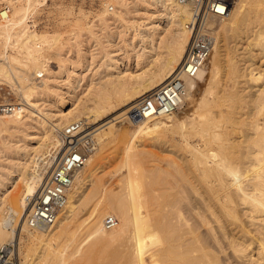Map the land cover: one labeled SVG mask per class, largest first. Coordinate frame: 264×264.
Listing matches in <instances>:
<instances>
[{"label": "bare ground", "instance_id": "obj_1", "mask_svg": "<svg viewBox=\"0 0 264 264\" xmlns=\"http://www.w3.org/2000/svg\"><path fill=\"white\" fill-rule=\"evenodd\" d=\"M7 1L10 15L0 18V83L11 88L0 87L10 90L11 101L14 89L21 101H12L11 110L0 116V249L17 244L20 252L21 235L29 233L25 257L28 253L34 257L24 264H69L72 257H85L88 251L96 256L99 245L118 246V257L111 251L117 258L109 257L118 264H264V0H235L224 18L210 20L216 31L200 70L205 72L204 87L198 89L200 72L195 78L184 77L181 105L157 116L139 115L137 106L143 96L180 72L190 40L188 2L137 0L143 8L153 9L150 26L144 28L142 21L127 24L123 30L132 28L133 36H116L117 46L114 37L105 34L106 46H116L120 53L113 57L99 44L105 58L101 63L116 74L108 73L98 88L87 86L66 110L65 97L75 95L71 93L84 78L77 74L83 65L78 69L74 59L61 57L56 60L58 70L52 71L51 48L62 33L35 28L32 14L42 0ZM114 2L118 1L103 3L99 21L113 12ZM154 17H160V23L165 20V25L160 27ZM87 19V13L79 11L74 24L97 39L95 24ZM131 47L137 67L141 59L148 60L146 68L134 73L119 70ZM52 107L55 113L46 112ZM74 121H83L94 145L57 220L30 229L25 218L53 168L48 159L53 152L58 159L64 149L62 130ZM122 122L129 128H119ZM21 127L40 131L35 145L26 139L19 145L9 140ZM146 134L161 150L168 144L169 155L142 150L136 138ZM176 135L182 143L174 141ZM124 141L120 147L124 173L119 180L123 182L114 190L98 175L96 162L106 146ZM150 161L154 164L148 168ZM86 205L92 206L86 223L76 224L75 217ZM108 216L117 220L110 228L105 224ZM72 242L74 248L67 254ZM5 263L8 260L0 258V264Z\"/></svg>", "mask_w": 264, "mask_h": 264}, {"label": "rangeland", "instance_id": "obj_2", "mask_svg": "<svg viewBox=\"0 0 264 264\" xmlns=\"http://www.w3.org/2000/svg\"><path fill=\"white\" fill-rule=\"evenodd\" d=\"M117 1L119 3L114 2L112 4V11L113 12L112 13L107 12L106 15L105 14L103 15V16H105V17H103V19H104V21L102 20L103 22L99 21L100 18H98L97 13H99L100 11L103 10V3L107 2V0H42L41 3L36 5V7H35L36 9H34L35 14L33 13L32 15H33L34 20H35V16H36V20L34 22V25L38 31L47 30L49 32L57 31L59 33L60 32L62 33V37L60 38V42L51 48V50H52L51 52L54 54L53 56L57 57L55 59H54V57L52 58V63H51L52 71L56 72L58 70V62L61 60V57L66 58V59L68 58V60H71V61H73V59H74L75 64L78 65V69L83 65V67H81V68H83L84 70L79 69L77 71V74H78V76L82 74L84 78L82 79L81 82L75 84L76 90H74L75 92L73 91V93H71V95L75 94L76 96L73 95L70 97L69 95H67V96L65 95L66 100H68V103L65 106L66 110L71 108V105H72V103H74V101L76 102V100L73 101L74 97H77L75 99H78V97L83 95L84 92L86 93L87 86L95 84L93 86L98 88L97 87L98 82L104 81L107 78L108 73H110L112 75L116 74L117 70H112V69H107V68L105 69V67L101 63V62H103V60H105V58H102V54L100 52L101 51L100 45L106 46L108 43V42H106V38H105L107 36L104 37L105 34L110 35L111 37H114L113 41L115 42V45L117 46L118 41L115 40L116 36L119 37L120 35H124L123 37H125V38L133 36V29L132 28H130L129 30H123L124 26H126L127 24H130L132 22L142 21V22H144V26H145L144 28L150 26L148 17L152 13L153 9L143 8L141 2H139L137 0H136L137 1L136 3H135V0H117ZM137 4H139V6ZM136 6H137V9H136ZM248 8H249V6H248ZM79 11L87 13V15H88L87 23H89V24L94 23L95 24V26L93 28V30H94L93 32L95 34L97 33L96 34L97 36L99 35L97 38V39H99V41L97 39H95V37H91L87 33L86 30L81 29V28H79V26L74 24V19L78 16ZM115 13H121V15L116 16ZM157 14H159V13L157 12L156 15ZM159 20H160V17L159 18H157V17L153 18V21H155L156 24H160V27L164 26L166 23L165 20L162 19L161 23L159 22ZM126 21L128 23H125ZM99 22H101V23H99ZM36 23H37V27H36ZM102 23H104V25ZM96 24H98V25H96ZM160 29L161 28H159L158 30H160ZM214 31H216L215 28H214ZM96 42H99V43H96ZM233 43H235V41L230 42L231 45ZM116 46H112V47L109 45L106 46L108 51H110V55L113 57H115L114 53H120V51L116 50ZM54 52H57V53H54ZM135 52L136 51H133L132 47H131V49L127 53V55H129V57L126 58L127 60H124V62L120 66L119 70L125 71L127 69V71H129L130 73H132V72L134 73L136 70H140L144 65L146 66V64L148 63L147 59H144V60L141 59V63L139 64V66L138 67L136 66V58L134 56ZM231 52L232 51L230 49L226 50V53L229 56L233 54ZM57 54H58V56H57ZM120 56H122V57L125 56V53L122 52V55H120ZM93 57H94V60L92 61ZM258 58H259V55H258ZM258 58L256 57L255 60L257 61ZM236 59H238V58H236ZM77 60H78V63H77ZM87 60H89V62H90V67L88 69L84 67L85 64L87 63L86 62ZM143 68H146V67H143ZM200 74H201V75H199L200 78L198 79V86H200V87H198V89L199 88L201 89V87H204V84L201 83L202 82L201 77L205 78V72L201 71ZM82 75H81V77H82ZM75 77H77V76H75ZM91 82H93V83L91 84ZM199 83L201 85H199ZM0 85L8 86L5 83H0ZM50 85H52V83ZM9 88H11V87H9ZM11 91L13 93L12 101H14V103H18V101L20 102L21 100H20L18 92L17 91L15 92L14 89H11ZM148 94H150V93H148ZM40 107L42 109H45V107L43 105H41ZM48 109H50V108H48ZM123 109H124V106L122 108H120V110L119 109L112 110L110 113H108V117L106 119H111L112 117H114L117 113H119ZM47 111L55 113L57 110L52 107L50 110H46V112ZM134 114H135V112L130 113L131 116H134ZM87 126H89L90 128L93 127V126H91V124L87 125ZM119 128L124 130V129H127L129 127H128V124L126 122H122L121 124H119ZM20 129L21 130H18V129L14 130L11 133V136L10 137L8 136L9 140L12 143L16 142V144L19 145V144H22L24 142L23 140L26 139L25 141H27V143L29 142L28 145H35L36 141L38 140V137L41 135V133H39L40 131H33L30 128H24V130H22L23 129L22 127ZM149 136L146 134L144 137L141 136L140 138H136V140L137 139H138V141L140 140V147L142 148V150L147 151V153L149 155H154V153L156 151L161 157H167L170 153L169 151H167V148L170 149L171 147H168V144H166L165 146L163 145L162 150H164V148H165V151L163 152L159 148L161 145L157 144L158 142L157 143L154 142L153 139L149 138ZM167 136H166V138L170 139L171 136L170 135H167ZM174 139H175L174 141L176 143L178 141L182 143L181 138L178 137L177 135L175 136ZM17 141H19V143ZM152 142H154V143H152ZM125 143L126 142L124 141V144L122 142V145L121 144H112V143L109 144L108 146H106L104 148L103 155L97 158L96 165H97V167H99V169H98L99 174L98 175L102 178L103 181L106 182V184H108L107 186L110 189L115 190L117 187L122 185V182H123V181L122 182L119 181L122 178V174L124 173V168L121 169V158H122V156H121L120 147L122 146V148H123V145H125ZM177 149L175 148L174 151H176L177 154H182V152H183V151H181L182 149H179V148H177ZM160 150H161V152H159ZM153 164L154 163L152 161H150L149 163L147 162L146 167L148 166V168H151V167H153ZM118 168H120V169H118ZM85 171L88 172L87 170H85ZM119 182H121V183H119ZM91 210H92L91 205L84 206L83 209H81L80 213L75 217V219H74L75 223L76 224L83 223V222L86 223L87 220H84V219H87ZM87 226L85 225L83 227L84 229L81 231V234L85 232ZM29 236H30L29 233H22L21 239H20V252H18V253H17V244L12 245V246L7 245V248H8L7 250H6V248L4 250L0 249L1 260H3V259L8 260V263H5V264H24V260L32 259L34 257V255L32 253H28L27 256L25 257L27 244L30 241ZM78 237H80V236L78 235ZM75 243L76 242H72L69 244V246L66 249L67 254L72 252V249L74 248ZM101 246L102 245L98 246L99 249ZM99 249L96 248L97 254H96V256L93 255L95 258H93V256L91 255L92 253L90 252L91 253L90 254L88 251V253L87 252L85 253V257H84V255H81L80 257L79 256L72 257L69 264H82V263L83 264H111V263H114V261L116 264H118L116 262V260H114L112 262V259H109L110 256H112L114 259L118 257L116 252H115V250L116 251L118 250V246H116V245L112 246L111 245V246L103 247L102 248L103 250L102 249L99 250ZM101 250L103 252H101ZM110 251L115 253L116 255L115 254L114 255L117 257H114L113 253H111ZM8 253H10L11 255L9 256ZM102 253H103V255L105 254V256H103ZM98 255H100V256L102 255L104 258L97 257ZM87 256H88V260L85 259V258H87ZM8 257H9V259H7ZM106 257H107V259H106ZM73 258H75V259H73ZM97 258H100L101 260H99ZM102 260H105V261L102 262ZM109 260H111V261L109 262ZM119 264H120V262H119Z\"/></svg>", "mask_w": 264, "mask_h": 264}, {"label": "built area", "instance_id": "obj_3", "mask_svg": "<svg viewBox=\"0 0 264 264\" xmlns=\"http://www.w3.org/2000/svg\"><path fill=\"white\" fill-rule=\"evenodd\" d=\"M190 4V40L180 72L157 90L143 96L137 106V112L143 116L167 115L176 111L185 94V80L195 78L207 61L214 43V30L211 19L224 18L235 0H182ZM11 6L7 0H0V18L10 15ZM0 87V116L11 110L10 90ZM83 121H74L65 126L61 133L63 151L56 160V153L50 155L53 168L39 189L31 209L26 215V224L33 229L40 223L53 224L66 203L67 192L74 182L76 174L85 165L94 139L85 130ZM113 216L106 217L107 228L116 225Z\"/></svg>", "mask_w": 264, "mask_h": 264}]
</instances>
